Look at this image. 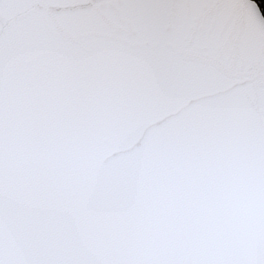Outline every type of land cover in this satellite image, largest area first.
Masks as SVG:
<instances>
[{
    "label": "water",
    "instance_id": "obj_1",
    "mask_svg": "<svg viewBox=\"0 0 264 264\" xmlns=\"http://www.w3.org/2000/svg\"><path fill=\"white\" fill-rule=\"evenodd\" d=\"M245 44L239 0H0V215L18 223L31 185L25 128L41 112L74 124L89 192L183 202L235 181L258 214L264 179V12ZM230 37L206 36L217 17ZM227 48V54L224 49ZM127 230L124 248L136 247Z\"/></svg>",
    "mask_w": 264,
    "mask_h": 264
},
{
    "label": "snow or ice",
    "instance_id": "obj_2",
    "mask_svg": "<svg viewBox=\"0 0 264 264\" xmlns=\"http://www.w3.org/2000/svg\"><path fill=\"white\" fill-rule=\"evenodd\" d=\"M239 4L246 27L236 38L247 44L254 13L247 0ZM229 37V25L217 17L206 43L219 48ZM259 43L264 53V35ZM39 121L25 128L29 138L21 146L31 195L7 230L0 215V264H264V179L258 214L247 222L236 219L246 213L235 181L211 183L207 193L190 192L163 208L139 206V196L89 192L77 166L74 124L46 111ZM129 229L134 248L121 246Z\"/></svg>",
    "mask_w": 264,
    "mask_h": 264
},
{
    "label": "trees",
    "instance_id": "obj_3",
    "mask_svg": "<svg viewBox=\"0 0 264 264\" xmlns=\"http://www.w3.org/2000/svg\"><path fill=\"white\" fill-rule=\"evenodd\" d=\"M257 2L260 4V6L264 12V0H257Z\"/></svg>",
    "mask_w": 264,
    "mask_h": 264
}]
</instances>
